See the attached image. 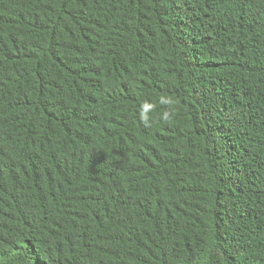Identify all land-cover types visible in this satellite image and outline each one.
Here are the masks:
<instances>
[{"label":"trees","instance_id":"obj_1","mask_svg":"<svg viewBox=\"0 0 264 264\" xmlns=\"http://www.w3.org/2000/svg\"><path fill=\"white\" fill-rule=\"evenodd\" d=\"M0 264H264V0H0Z\"/></svg>","mask_w":264,"mask_h":264}]
</instances>
